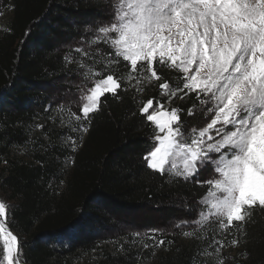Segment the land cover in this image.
<instances>
[{
    "label": "trees",
    "instance_id": "1",
    "mask_svg": "<svg viewBox=\"0 0 264 264\" xmlns=\"http://www.w3.org/2000/svg\"><path fill=\"white\" fill-rule=\"evenodd\" d=\"M113 3L0 0V5L15 6L14 11L2 9L6 17L0 16L5 18L4 28L11 30L0 27V188L8 194V202L14 203L8 209L7 226L21 242L24 264H129L112 255L89 259L96 251V231L104 225L137 222V216L145 218L142 225H151L154 217L150 215L158 213L168 220L183 216V212L185 218H195L190 208L195 212V203L206 193V186L146 167L143 157L154 146V126L139 109L150 98L154 103L157 99L169 102L159 87L161 81L143 84L144 91L137 92L122 79L119 98L110 94L102 98L101 111L93 114L82 146L73 155L75 164L64 180L63 191L54 188L55 182L60 184L54 160L50 163L42 157L50 149H28L33 143L32 127L40 118L38 108H43L40 87L70 76L82 77L85 72L66 61L63 44L90 38L89 32L105 23ZM94 47L100 49L88 50L85 58L90 59L87 57L93 53L98 71L105 68V53L111 50L103 43ZM125 64L107 66L101 75L121 77L128 71ZM157 70L170 86L180 83V74L167 66L157 65ZM179 95L171 100L174 108L181 109L189 124L199 125L204 119L201 113L186 116L187 109L198 104L194 94L185 99ZM47 136L51 140L56 137L52 133ZM228 236L239 241L230 264H264V210H252L239 230H229ZM180 248L175 259L164 257L161 264H195L200 243Z\"/></svg>",
    "mask_w": 264,
    "mask_h": 264
},
{
    "label": "snow or ice",
    "instance_id": "2",
    "mask_svg": "<svg viewBox=\"0 0 264 264\" xmlns=\"http://www.w3.org/2000/svg\"><path fill=\"white\" fill-rule=\"evenodd\" d=\"M111 7L108 21L98 25L89 42H102L111 51L105 53V68L86 73L100 78L80 89L83 103L79 114L73 113L77 124L71 130L86 134L93 114L101 111L102 98H119L122 79L137 92L144 91L140 85L161 81L169 103L178 94L179 99L194 94L198 104L187 109L186 116L201 113V125L189 124L181 109L166 110L158 99L143 103L139 111L154 126V146L143 159L155 173L206 186L197 201V217L175 225L196 226L183 231L184 237H193L212 219L221 230L217 235L239 230L252 210H264V0H114ZM2 9L14 11L15 6L0 5V16L5 14ZM121 62H126L125 75H101L107 66ZM157 65L180 74V83L163 82ZM55 107L64 110L61 104ZM68 139L70 152L76 153L83 136L79 143L75 137ZM66 162L74 165L75 159L69 155ZM8 208L0 200L2 259L5 264H24L21 242L5 223ZM150 231L153 245L165 244L157 235L160 229ZM230 244L236 247L239 241ZM210 246L217 264H224L221 252L229 245L213 237Z\"/></svg>",
    "mask_w": 264,
    "mask_h": 264
},
{
    "label": "rangeland",
    "instance_id": "3",
    "mask_svg": "<svg viewBox=\"0 0 264 264\" xmlns=\"http://www.w3.org/2000/svg\"><path fill=\"white\" fill-rule=\"evenodd\" d=\"M110 14L111 12L107 14L105 23L108 21ZM3 16L6 17L5 14ZM4 17H1L0 19L1 28H4ZM89 33H91V36L90 38H87V40H73L71 42L69 41L63 44V49L66 51V55L70 57L69 61L71 63H74V65H76L78 69H81V64L85 65V67L83 68L85 69V72H83L82 74L83 76L66 77L49 85H43L38 90L40 91V95L43 99L40 103L43 108H38L40 109L38 110L40 118L32 127L31 136L33 138V143L29 146L28 149L31 151V147L36 148L41 146L45 147V149H50L47 153L51 152V154L48 155L47 153L43 152L42 157L48 158L50 163L52 160H54L53 166L58 171V175L60 178V180L58 181V183H60L59 185H57L56 182L54 183V188L57 191L64 190L63 183L66 176L70 174L72 166V164L67 163L66 161L69 155L73 156L75 154L70 152V142L68 137L71 136L77 138V143H79V136L82 135L84 140L87 135V133L83 134L79 132H73L71 129L77 124V122L74 120L73 113L79 114V109L83 103L82 100L78 99V97H80L81 95L80 89L92 86L95 82L94 79L97 77L90 74L86 75V73L89 72L90 65H92L91 69L95 70L96 60L94 59L93 53L87 57L90 59L86 60V55L84 54V52H87L88 50H91L93 48L95 51L100 49L95 48V44L89 43L90 40L94 39L97 35L96 31L93 30ZM100 43L102 42H98V44ZM60 48H62V45ZM77 48L84 49V52L75 51V49ZM75 53L77 55H83V58L76 57ZM162 91L164 93V90ZM58 104L63 105V111L56 109L55 106ZM164 105L166 110H171L175 107L171 102H168ZM83 123L87 122L85 121ZM202 123L203 120L200 121L199 125H201ZM37 125H43L44 127L43 129H41L36 127ZM49 133H52V135L56 137L51 140V138L47 136ZM80 148L81 147H79V149ZM52 151L57 152L53 153ZM8 199V194L5 193L4 190L2 191V189L0 188V200L5 201L9 208L13 207L14 203L8 202ZM192 208L193 207L190 208L189 213H195L196 218L198 215V210L201 208V206L196 202L194 205L195 212L191 210ZM178 210H180V213L182 212V209ZM181 214L183 216L175 217L171 220L164 218L163 214H151L150 217H154V223H152L151 225H142L145 220V218L142 216H140L139 218L137 216V222L129 221L118 222L115 223V225H104L99 231H96V251L91 252V254L89 255V259H97V255H112V257H119L129 264H161L162 260H164V257L170 258L174 256L175 259L176 251H180L181 246L190 247L192 246V243H200V256H198V253L196 254L198 257H196V261L194 263L217 264L218 257L214 254V248L210 246L212 238L215 237L216 239L224 240L225 243L229 245L222 250L221 255L224 257V264H230V262L232 261V257L238 252L236 247H233L230 244L232 236H228V234L217 235L221 230L219 229V226L215 222V220L212 219L207 224H205L204 227L196 230L193 237H184L183 231H187L190 229L195 230L196 226L191 225L186 227L182 225L181 227H176L175 225L177 224V222L191 218H185V212ZM132 219H136V217H132ZM8 222L9 218L7 216V219L5 220L6 225H8ZM151 229L161 230V232L157 235L165 240L164 245L158 247L153 245V241L149 239V237L153 235V233L150 231ZM229 230L231 231V229ZM234 230L237 231L236 229ZM137 233H139V235H137ZM169 241H172V243H168ZM146 244L150 246L145 247ZM2 257L3 240L2 238H0V264H5Z\"/></svg>",
    "mask_w": 264,
    "mask_h": 264
},
{
    "label": "water",
    "instance_id": "4",
    "mask_svg": "<svg viewBox=\"0 0 264 264\" xmlns=\"http://www.w3.org/2000/svg\"><path fill=\"white\" fill-rule=\"evenodd\" d=\"M7 226V225H6ZM8 227V226H7ZM9 228V227H8ZM9 230H11L10 228H9ZM12 231V230H11ZM13 232V231H12ZM13 234H15L14 232H13ZM16 235V234H15ZM17 236V235H16ZM19 240V239H18Z\"/></svg>",
    "mask_w": 264,
    "mask_h": 264
}]
</instances>
